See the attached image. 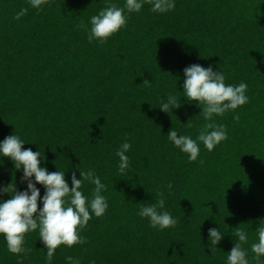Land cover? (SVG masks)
<instances>
[{"label": "trees", "instance_id": "16d2710c", "mask_svg": "<svg viewBox=\"0 0 264 264\" xmlns=\"http://www.w3.org/2000/svg\"><path fill=\"white\" fill-rule=\"evenodd\" d=\"M151 2L103 41H89L79 25L105 0H43L39 11L28 0H0V139L15 130L22 148H39L48 171L65 170L69 187L78 168H93L106 185L107 208L79 229L86 239L58 245L50 264H65V255L81 264H225L236 226L246 230L249 252L256 238L264 216V0H175L164 12ZM22 6L27 11L14 19ZM190 63L219 65L226 83L246 82L248 95L214 117L227 136L212 150L198 142L194 160L166 133L173 127L194 138L203 124L199 105L181 95L169 112L158 106L164 92H182ZM125 138L130 166L117 172L114 151ZM0 160V185L25 188L22 168ZM92 187L81 185L85 195ZM157 189L176 217L163 229L137 214ZM209 226L225 233L212 252ZM23 246L28 251H9L0 234V264H45L38 229L24 234Z\"/></svg>", "mask_w": 264, "mask_h": 264}, {"label": "clouds", "instance_id": "9594fccd", "mask_svg": "<svg viewBox=\"0 0 264 264\" xmlns=\"http://www.w3.org/2000/svg\"><path fill=\"white\" fill-rule=\"evenodd\" d=\"M143 2L144 0H124L123 6H118L112 0H105L106 6L99 8L88 17L87 26L83 21L79 26L85 29L89 41L93 39L103 41L126 23L128 12L140 10ZM28 3L39 11L43 0H28ZM174 5L175 0H152L150 7L153 11L164 12L172 9ZM26 11L25 7H20L14 12L13 18L22 16ZM218 68L219 70H214L211 63L207 66L199 63L184 66L182 92L177 90L179 95L177 92H164L158 104L161 110L169 112L172 108L180 106L179 98L183 95L188 102L194 100L199 105L198 113L203 118V124L194 138L183 132L178 134L177 129L173 127H170L166 133V138L181 152L186 153L188 160L197 158L200 150L198 142H202L205 148L212 150L214 145L227 136L224 123L217 122L214 117L235 109L248 100L246 82L241 80L235 84L226 83L224 72L219 65ZM147 80L145 78L143 82ZM233 115L235 117V113ZM25 142L15 130L0 139V157L7 156L15 169L22 168L20 179L26 183V187L20 190H14L12 183L0 185V193H9L6 199L0 198V234L9 251L21 253L28 251L23 246L24 234L38 229V237L46 250L45 264H50L58 245L71 246L86 239L80 234L79 229L86 224L91 215L99 216L107 208L108 202L102 193L106 185L93 168H78L79 178L73 171L70 176L71 187H69L65 179V170L56 165V170L48 171L41 163L44 157L39 148L37 150L22 148L21 145ZM130 146V141L125 138L115 148L114 154L118 157L117 172H123L130 166L127 155ZM2 162L0 160V163ZM85 181L93 185L89 195H85L81 188ZM37 182L43 186V194H40ZM171 188L172 181L169 180L165 189L171 191ZM164 203L163 192L157 189L155 202L140 204L137 214L146 217L148 223L156 228L163 229L174 225L176 217L164 207ZM257 220L256 238L249 246L250 252L242 246V242L248 240L246 230L239 226L234 228L232 235L235 239L231 248L226 251L225 264H249L250 256L255 264H262L264 216L258 217ZM224 235L220 227H208L207 247L211 252L217 248V243ZM64 260L65 264H81L78 256L65 255ZM88 264L95 262L89 260Z\"/></svg>", "mask_w": 264, "mask_h": 264}]
</instances>
